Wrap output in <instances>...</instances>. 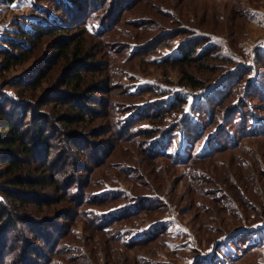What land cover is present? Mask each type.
<instances>
[{"label":"rangeland","instance_id":"obj_1","mask_svg":"<svg viewBox=\"0 0 264 264\" xmlns=\"http://www.w3.org/2000/svg\"><path fill=\"white\" fill-rule=\"evenodd\" d=\"M132 4L119 15L116 9L114 21L118 19L119 23L101 37L110 45L108 55L100 52V47L87 46L88 53H97L93 60L100 65L111 54L114 86L99 89H110L112 94H97L100 97L114 98L124 91V86L131 92L151 88L152 92L126 102L140 108L158 102L169 107L176 96L186 99L163 117V155L149 158L140 153V146L120 141L113 131L91 139L97 147L109 142L107 155L92 146H86L83 152L76 150L55 133L48 170L37 173L42 172L43 187L33 188L49 197L48 204L44 201L19 211L23 217L52 221L55 227L36 225L41 234L34 236V228L20 223L18 234L22 238L18 240L16 233L8 235L0 264H18L23 250L34 263L47 264L44 256L48 259L47 250L53 244L66 253L49 258L51 264H264V94L248 90L243 96L253 75L262 77L259 79L264 92V67L256 63L257 55L264 57V0H133ZM51 8L46 1L0 0V47L6 37L22 41L15 35L18 29H32L34 21L42 17L40 10ZM139 20L143 21L140 26L132 25ZM76 34L85 41L91 39L79 31ZM51 40L45 37L35 48V56L26 62L0 71V88L5 94L16 97L18 91L22 101H37V96L46 93L50 99L58 94L54 90L56 79L65 60L59 59L47 71L56 57ZM96 41L99 42L97 38ZM153 41L157 42L149 48L150 52L130 57L138 45ZM89 42L94 46L92 40ZM204 42L216 51L206 48L213 51L206 60L198 59L185 66L200 81V87L182 85L177 67L144 62L173 58L179 55V48ZM247 68L252 72L241 75L240 71ZM40 69H44L46 77L35 93L11 88L13 79L32 70L37 74ZM96 79L99 85L100 79ZM218 87L220 93L216 92ZM206 93H215L212 99L216 103L210 102L213 110L202 106L198 114L193 113L197 101ZM51 107L43 109L54 116L64 115L67 109ZM210 111L215 120L205 133L194 134L190 140L185 138L182 119L190 118L193 125L197 122L200 130ZM252 112L258 114L260 127L246 133ZM29 119L27 125L31 123ZM218 120L224 123L225 130ZM107 126L105 118H97L87 124L76 122L65 130L83 133L99 127L107 131ZM51 128L48 124L49 133ZM155 139L149 144L154 145ZM95 155L102 158L99 166L93 164ZM52 173L57 185H51ZM79 180L86 181L85 197L116 193L121 196L79 208L74 200H61L64 190L74 191V186H67ZM139 202L153 207L115 220L108 224L109 228L95 226L99 219H111L113 214ZM64 214L72 220L62 222L59 217ZM133 240L139 242L129 244ZM25 242L34 248L28 249ZM30 251H37L41 258Z\"/></svg>","mask_w":264,"mask_h":264},{"label":"trees","instance_id":"obj_2","mask_svg":"<svg viewBox=\"0 0 264 264\" xmlns=\"http://www.w3.org/2000/svg\"><path fill=\"white\" fill-rule=\"evenodd\" d=\"M12 1V0H7ZM38 3L42 1L49 2L51 9L48 11L41 9L42 17H38L32 25V29L20 28L15 33L22 41H18L11 37H6L1 40L3 47H0V71L9 70L13 66L22 64L29 60L32 56H35V48L39 43L44 42V38H51L53 41L52 46L54 48L56 57L49 65L50 71L55 63L59 62V59L64 61V68L62 73L57 77L55 84V91L58 94H53L50 99L47 98V93L39 95L37 101H22L21 94L16 91L15 95H7L3 92V88H0V258L3 251L8 246V235L10 233H16V238L19 240L21 237L18 232L20 231V223H26L28 227L34 228L33 235H39L40 228L53 226L55 224L48 220L31 219L29 217H23L19 214L21 209H25L26 206L37 205L47 201L45 195L36 193L33 188H42L44 179H42V172L48 170V159L52 151L53 136L55 133L64 137L65 140L70 142V145L74 149H79L82 152L86 149V146H92L94 150L101 151L102 154L108 153L110 150V143L106 142V145H100L97 147V143L92 142L96 136H106L113 131L120 141L135 143L140 146V153L147 157L163 155L161 148V141L163 140L164 133V115L175 105H181L186 99L176 96L175 101L170 104L169 107L163 106L164 103L158 102L154 105H147L142 108L127 104L128 99L142 95L145 92H152L151 88L143 87L135 92H131L127 87L123 86L124 91L114 98L100 97L97 94H112L110 89L100 90V87L105 85L114 86L113 75L114 69L112 65V59L110 55L108 59L100 65L95 60V56H91L88 53V47H100L99 51H104V54L108 55L109 46L106 45L107 41L103 39L102 35L107 34L114 29V25L119 23L117 19L114 21V12L117 9V14L125 7L132 6L130 0H35ZM137 3V2H136ZM135 5V4H134ZM106 8H109L104 15L103 12ZM39 11V12H40ZM117 15V17H118ZM142 20L133 21V26H140ZM77 30L82 36L88 35L93 41H85L84 37H78ZM167 32V31H166ZM161 33L157 37V41L164 35ZM96 38L99 40L96 41ZM156 41V42H157ZM155 41L147 43L145 45H138L137 48L130 53V57H136L137 54L150 52L151 46L156 44ZM209 42V41H208ZM207 43H199L194 45L183 46L179 48V55L173 58H163L161 61L145 60L144 62L169 65L179 68L181 77L179 82L182 85H187L192 88L200 87L201 83L197 80V77L192 75L185 66L191 61L202 59L206 60L213 51H209L206 48H212ZM98 44V45H97ZM145 49V50H144ZM199 50V51H197ZM116 50H110L113 52ZM119 51V49H118ZM117 51V52H118ZM57 59V60H56ZM262 59V61H260ZM56 60V61H55ZM256 63L263 64L264 57L260 55L256 56ZM113 71V72H112ZM252 72V69L247 68L245 71H240V74ZM44 69H40L37 74L32 71L24 73L22 76L12 80L11 88H17L20 91H27L35 93L41 86V82L45 79L46 73ZM112 75V76H111ZM253 79L249 80L243 96L246 95L248 90H259L262 94L263 85L258 77L253 75ZM91 77L96 81L88 79ZM99 78V85H97ZM260 81V82H259ZM97 85V86H96ZM221 87V86H220ZM216 92H219V88ZM98 88V89H97ZM63 93V94H60ZM215 93H206L200 100L197 101L198 105L193 109V113L198 114L202 106H206L211 109L210 102L216 103L212 97ZM120 97V98H118ZM259 104L262 105L260 101ZM52 105L62 108L66 106L64 115H53L51 112H46L43 107ZM240 109L242 107L238 105ZM67 110L70 112L67 113ZM213 110V109H211ZM18 111V112H17ZM135 112V113H133ZM126 114H129L125 116ZM258 114L251 113L252 122L248 125L246 133H249L253 129H259L260 120L256 118ZM31 120L30 125L26 124V120ZM97 118H105L108 121L107 131H103V128L90 129L83 133L67 132L65 129L75 125L76 122L85 123L93 122ZM247 118V117H246ZM215 120L214 113L209 112L207 119L200 130L197 129V122L195 125L191 124L190 118L182 119V129L184 131L185 138L193 139L194 134L203 135L205 130L213 124ZM243 120V117H242ZM87 122V123H86ZM222 125V130H225V125L222 121L218 120ZM48 124L51 125V132H48ZM257 124L258 127H254ZM264 126V123H262ZM219 125V126H220ZM172 132V131H168ZM219 138L218 130L216 132ZM88 138V139H87ZM155 139V144H149L150 140ZM95 141V140H94ZM97 144V145H96ZM104 144V143H102ZM150 145V146H149ZM152 145V146H151ZM188 146V145H187ZM108 148V149H107ZM186 154V152H184ZM188 156V154H186ZM63 157V156H62ZM61 157V159H62ZM101 157L94 156L93 164L101 165ZM100 163V164H99ZM45 169V170H44ZM41 170H43L39 175ZM86 172H90L89 168H86ZM52 178L51 185H57L55 174H50ZM77 182V183H76ZM70 184L74 186V191L71 188L64 190V198L61 200H74V205L79 208L80 205L95 206L100 202L111 201L117 197H120V193L106 194L103 196L90 195L85 197L83 195V186L86 181H76ZM47 183V182H46ZM79 199V201H78ZM81 203V204H80ZM48 204V201L46 202ZM152 205H144L142 202L136 203L133 208L119 211L118 214H113V217L108 220L99 219L96 223L97 228H109V223L125 218L129 215L135 214L140 210H148L152 208ZM84 210H87L84 208ZM89 214V212H87ZM67 214V213H66ZM62 222L71 221L72 217L69 215H63ZM66 220V221H65ZM57 222V221H56ZM105 230V229H102ZM45 232V231H44ZM7 238V239H6ZM148 239V237H146ZM145 239V240H146ZM24 241V238H23ZM139 242L136 240L131 241L129 244ZM25 245L29 248H34L32 244ZM56 244L50 246L48 259L44 256V262L48 260L47 264H51L52 257L54 255H65L64 249H57ZM25 246V248H26ZM30 254L39 255L37 251H30ZM21 257L18 264H41L34 263L28 256L26 251L20 253ZM40 256V255H39ZM41 258V256H40ZM2 263V262H1Z\"/></svg>","mask_w":264,"mask_h":264}]
</instances>
